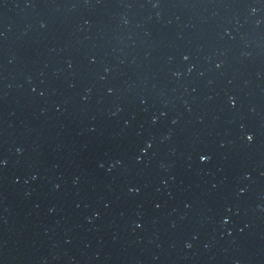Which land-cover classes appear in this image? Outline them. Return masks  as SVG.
Listing matches in <instances>:
<instances>
[{"label": "water", "instance_id": "obj_1", "mask_svg": "<svg viewBox=\"0 0 264 264\" xmlns=\"http://www.w3.org/2000/svg\"><path fill=\"white\" fill-rule=\"evenodd\" d=\"M0 264H264V0H0Z\"/></svg>", "mask_w": 264, "mask_h": 264}]
</instances>
